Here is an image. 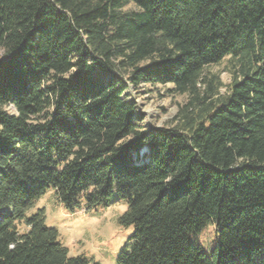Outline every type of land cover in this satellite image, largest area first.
Here are the masks:
<instances>
[{"label": "trees", "instance_id": "trees-1", "mask_svg": "<svg viewBox=\"0 0 264 264\" xmlns=\"http://www.w3.org/2000/svg\"><path fill=\"white\" fill-rule=\"evenodd\" d=\"M140 85L186 95L173 126L141 129ZM49 189L125 206L116 264H264V0H0V264H99L28 214Z\"/></svg>", "mask_w": 264, "mask_h": 264}, {"label": "rangeland", "instance_id": "rangeland-1", "mask_svg": "<svg viewBox=\"0 0 264 264\" xmlns=\"http://www.w3.org/2000/svg\"><path fill=\"white\" fill-rule=\"evenodd\" d=\"M205 73L219 74L222 83L219 91L222 95L228 92L230 76L225 61L219 66L207 68ZM171 89L170 85H140L125 91L123 99L133 101L137 113L142 116L139 125L143 131L173 126L172 120L187 97L176 95ZM39 209L44 210L46 226L57 230L59 241L68 249L70 257L84 256L99 264H116L119 252L128 244L133 233L132 227L118 224L125 206L117 200L108 207L96 206L89 212L70 213L56 200L54 190L49 189L28 214ZM189 242L210 256L216 247L213 226L208 224L197 236H189Z\"/></svg>", "mask_w": 264, "mask_h": 264}]
</instances>
